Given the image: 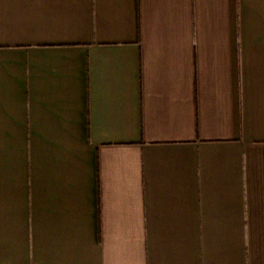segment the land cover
<instances>
[{
    "label": "crops",
    "instance_id": "1",
    "mask_svg": "<svg viewBox=\"0 0 264 264\" xmlns=\"http://www.w3.org/2000/svg\"><path fill=\"white\" fill-rule=\"evenodd\" d=\"M0 264H264V0H0Z\"/></svg>",
    "mask_w": 264,
    "mask_h": 264
}]
</instances>
